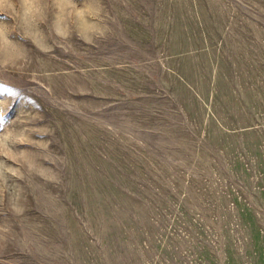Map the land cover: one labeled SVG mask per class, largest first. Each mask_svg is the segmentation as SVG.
Instances as JSON below:
<instances>
[{
	"label": "rangeland",
	"instance_id": "rangeland-1",
	"mask_svg": "<svg viewBox=\"0 0 264 264\" xmlns=\"http://www.w3.org/2000/svg\"><path fill=\"white\" fill-rule=\"evenodd\" d=\"M31 2L0 12V264H264V0Z\"/></svg>",
	"mask_w": 264,
	"mask_h": 264
},
{
	"label": "clouds",
	"instance_id": "clouds-1",
	"mask_svg": "<svg viewBox=\"0 0 264 264\" xmlns=\"http://www.w3.org/2000/svg\"><path fill=\"white\" fill-rule=\"evenodd\" d=\"M19 8L24 15H27L29 12L32 11V2L31 0H0V12L7 11L9 9L16 10ZM104 35L103 28L99 26H95L90 29V38L93 37H102Z\"/></svg>",
	"mask_w": 264,
	"mask_h": 264
}]
</instances>
